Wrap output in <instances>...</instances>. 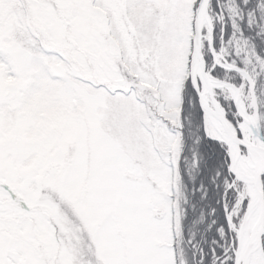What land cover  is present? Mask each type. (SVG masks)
<instances>
[{"label": "snow or ice", "instance_id": "6c2138e0", "mask_svg": "<svg viewBox=\"0 0 264 264\" xmlns=\"http://www.w3.org/2000/svg\"><path fill=\"white\" fill-rule=\"evenodd\" d=\"M0 264H264V0H0Z\"/></svg>", "mask_w": 264, "mask_h": 264}]
</instances>
